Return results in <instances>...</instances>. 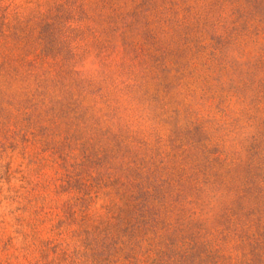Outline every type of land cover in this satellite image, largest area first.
<instances>
[{
  "label": "rangeland",
  "instance_id": "rangeland-1",
  "mask_svg": "<svg viewBox=\"0 0 264 264\" xmlns=\"http://www.w3.org/2000/svg\"><path fill=\"white\" fill-rule=\"evenodd\" d=\"M0 264H264V0H0Z\"/></svg>",
  "mask_w": 264,
  "mask_h": 264
}]
</instances>
